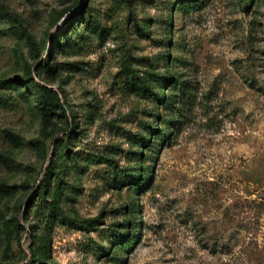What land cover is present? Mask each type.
<instances>
[{"label":"rangeland","instance_id":"374dc122","mask_svg":"<svg viewBox=\"0 0 264 264\" xmlns=\"http://www.w3.org/2000/svg\"><path fill=\"white\" fill-rule=\"evenodd\" d=\"M32 261L264 264V0H0V264Z\"/></svg>","mask_w":264,"mask_h":264},{"label":"trees","instance_id":"16d2710c","mask_svg":"<svg viewBox=\"0 0 264 264\" xmlns=\"http://www.w3.org/2000/svg\"><path fill=\"white\" fill-rule=\"evenodd\" d=\"M15 82L17 83L22 82L26 84V81L22 79V77L19 75L15 77ZM5 84L12 85L8 83H5ZM39 91L41 94V99H42L41 103L43 105V109H48V107L51 105V99H49V97H51V94L52 95L54 94L58 108L62 111L64 115L66 114L64 104L61 102V99L59 98L55 90H53L52 88L46 85H40ZM54 146L56 149H59V153L63 152L62 149L63 150L65 149L64 140L63 139L55 140ZM56 156L57 155H55V158ZM61 175H63V169L61 167V162H58L57 160L51 163L47 167V171H46L44 179L42 180L41 189L39 191L45 197L43 199H46V202L48 201L49 209L52 208V210L54 211L59 209L61 200L64 194L63 192L64 187L62 184L63 177ZM51 180L53 181V185H51L52 183ZM40 208H43V206H40ZM38 211L40 212V210ZM95 223H96V220L84 222V224L86 225L85 226L86 229H90V230H94L97 228V226H95L96 225ZM33 261L28 264H34Z\"/></svg>","mask_w":264,"mask_h":264}]
</instances>
